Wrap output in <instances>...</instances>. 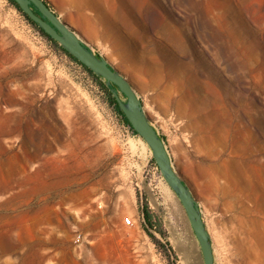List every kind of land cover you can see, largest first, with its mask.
I'll list each match as a JSON object with an SVG mask.
<instances>
[{
    "label": "rangeland",
    "instance_id": "1",
    "mask_svg": "<svg viewBox=\"0 0 264 264\" xmlns=\"http://www.w3.org/2000/svg\"><path fill=\"white\" fill-rule=\"evenodd\" d=\"M160 1L178 42L146 26L145 64L112 67L193 192L214 264H264V0ZM102 83L0 0V264H203Z\"/></svg>",
    "mask_w": 264,
    "mask_h": 264
},
{
    "label": "water",
    "instance_id": "2",
    "mask_svg": "<svg viewBox=\"0 0 264 264\" xmlns=\"http://www.w3.org/2000/svg\"><path fill=\"white\" fill-rule=\"evenodd\" d=\"M13 1L46 35L97 77L104 80L130 125L150 148L153 160L163 179L185 210L191 230L199 245L203 264H214L210 235L199 204L191 189L175 169L164 140L152 124L142 100L131 83L121 72L112 67L105 57L94 52L76 30L65 23L44 0ZM32 5L39 15L33 11Z\"/></svg>",
    "mask_w": 264,
    "mask_h": 264
},
{
    "label": "crops",
    "instance_id": "3",
    "mask_svg": "<svg viewBox=\"0 0 264 264\" xmlns=\"http://www.w3.org/2000/svg\"><path fill=\"white\" fill-rule=\"evenodd\" d=\"M48 1L57 15L76 30L86 43L107 53L111 66L145 64L138 60L146 57L144 51H140L149 40L146 26L154 27L160 38L165 35L168 44L179 40L180 31L171 15L163 12L160 0Z\"/></svg>",
    "mask_w": 264,
    "mask_h": 264
},
{
    "label": "trees",
    "instance_id": "4",
    "mask_svg": "<svg viewBox=\"0 0 264 264\" xmlns=\"http://www.w3.org/2000/svg\"><path fill=\"white\" fill-rule=\"evenodd\" d=\"M17 9V11L25 18V20L32 25L34 28H36L43 36H45L50 42L58 45L60 47V49L67 54L70 58H72L75 62H77L78 64H80L85 70H87L94 78L98 79V80H102V87L104 88V90L107 93L108 96V100L109 102L112 104L115 112L117 113V115L119 116L121 122L129 129V131L135 135V136H139L136 131L133 129V127L130 125L129 121L127 120V118L125 117V115L123 114V112L121 111L120 107L118 106L116 100L114 99V97L111 94L110 88L108 86L105 85V82L103 79H101L100 77H97L92 71H90L88 68H86L84 65H82L80 62H78L74 57H72L68 52H66L56 41H54L51 37H49L48 35H46L33 21H31L18 7V5L13 1V0H9ZM50 7H52L51 3L48 0H44ZM33 11L39 15V12L37 11V9H35L32 5ZM161 136V135H160ZM162 138V136H161ZM163 139V138H162ZM152 162L154 164H156L154 162V160L152 159ZM139 213L141 216V220L145 226V228H155L159 229L158 232L160 233V228H161V224L159 223L158 217L157 215L149 208V205L146 201L142 200L139 203Z\"/></svg>",
    "mask_w": 264,
    "mask_h": 264
},
{
    "label": "bare ground",
    "instance_id": "5",
    "mask_svg": "<svg viewBox=\"0 0 264 264\" xmlns=\"http://www.w3.org/2000/svg\"><path fill=\"white\" fill-rule=\"evenodd\" d=\"M164 201L166 203V205L169 207V209L174 212V211H177V208H176V205H175V202L173 201L172 197L167 193H165V196H164ZM170 211V212H171ZM175 214V213H174ZM192 264H194V261H192Z\"/></svg>",
    "mask_w": 264,
    "mask_h": 264
},
{
    "label": "built area",
    "instance_id": "6",
    "mask_svg": "<svg viewBox=\"0 0 264 264\" xmlns=\"http://www.w3.org/2000/svg\"><path fill=\"white\" fill-rule=\"evenodd\" d=\"M124 222H125V224H127V225H131V226L134 225V221L131 220L129 217H125V218H124Z\"/></svg>",
    "mask_w": 264,
    "mask_h": 264
}]
</instances>
